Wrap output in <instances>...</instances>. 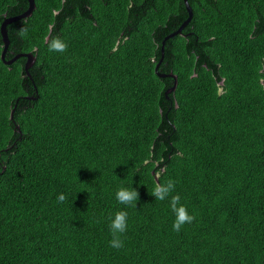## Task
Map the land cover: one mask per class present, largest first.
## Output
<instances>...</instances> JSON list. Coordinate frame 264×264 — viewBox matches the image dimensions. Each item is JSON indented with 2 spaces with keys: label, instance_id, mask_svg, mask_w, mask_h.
<instances>
[{
  "label": "trees",
  "instance_id": "obj_1",
  "mask_svg": "<svg viewBox=\"0 0 264 264\" xmlns=\"http://www.w3.org/2000/svg\"><path fill=\"white\" fill-rule=\"evenodd\" d=\"M63 1L7 25L29 73L0 31V264H264V0L208 4L213 40L184 0Z\"/></svg>",
  "mask_w": 264,
  "mask_h": 264
},
{
  "label": "flooded vegetation",
  "instance_id": "obj_2",
  "mask_svg": "<svg viewBox=\"0 0 264 264\" xmlns=\"http://www.w3.org/2000/svg\"><path fill=\"white\" fill-rule=\"evenodd\" d=\"M91 1H94V0H72V4L70 5L69 4L70 2L65 0L63 1V7H70L72 9L73 6L79 5V8L81 9L84 7V5H87V7H90V4H88V2H91ZM188 1H189L191 10H192L191 18L189 19V22L186 24L187 26L185 25L182 28V30L179 32L182 35H187V36H190V34H192V36H194L195 38H199V39H203V38L208 39V40L215 39L216 37L209 36L208 32H211L210 30H214L217 33H221L222 31L220 29H216L214 27L201 28L200 25H203V23H208V25L216 26L218 24L217 20L213 18V16H209L205 13L206 6L208 4L216 3L217 0H202V1L201 0H188ZM184 3H185V6L183 10H185V12L187 13L188 16L186 17V19H188L190 17V12L187 8V4L185 0H184ZM183 10L180 9L179 10L180 14L175 13L174 16L183 14ZM62 11L64 13H67V10H63V8H62ZM222 15L224 17V12Z\"/></svg>",
  "mask_w": 264,
  "mask_h": 264
},
{
  "label": "water",
  "instance_id": "obj_3",
  "mask_svg": "<svg viewBox=\"0 0 264 264\" xmlns=\"http://www.w3.org/2000/svg\"><path fill=\"white\" fill-rule=\"evenodd\" d=\"M29 1V7L23 11L22 13H19L17 15H12V16H7L5 17V19L3 20L1 26H0V31H1V34H2V38H3V43H4V47H3V50H2V59L7 63V64H12L13 62H15L17 59L21 58V57H25L26 58V63H25V69L27 71V73H29V68L34 64L35 62V56L33 55L32 52H24V53H18L16 54L12 59H9L7 60L6 59V53H7V50H8V47L10 45V38H9V34H8V29H7V25L9 23H12L18 19H22V18H25V17H28L30 16L32 13H33V10L35 9L36 7V2L35 0H28ZM186 4H187V8L190 12V17L181 25V27L179 28V31L182 30V28L189 22V19L191 18V7H190V4H189V1L188 0H185ZM162 55H164V45L162 46ZM158 68V67H157ZM156 68V70H157ZM160 75H166V74H160ZM169 76H172L175 78V85L168 89L167 90V94L174 90L176 88V83H177V76L173 73H169L167 74ZM14 109L12 110L11 112V118H13L14 116ZM158 178V176L156 175V179Z\"/></svg>",
  "mask_w": 264,
  "mask_h": 264
}]
</instances>
